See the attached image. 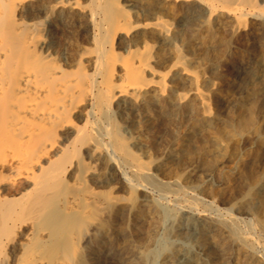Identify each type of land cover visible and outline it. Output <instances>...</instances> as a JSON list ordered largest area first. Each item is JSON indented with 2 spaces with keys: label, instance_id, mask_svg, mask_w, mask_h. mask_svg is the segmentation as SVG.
Instances as JSON below:
<instances>
[{
  "label": "bare ground",
  "instance_id": "6f19581e",
  "mask_svg": "<svg viewBox=\"0 0 264 264\" xmlns=\"http://www.w3.org/2000/svg\"><path fill=\"white\" fill-rule=\"evenodd\" d=\"M81 1L0 0V264H153L157 251L138 250L133 233L151 217L119 194L149 189L199 224L165 233L163 244L186 247L163 258L170 264H264L251 235L264 236V0ZM215 27L213 52L236 56L227 77L221 62L209 65L201 86L179 47ZM59 35L79 39L72 53ZM161 59L172 62L165 73ZM188 100L199 128L221 131L193 154L178 136L152 168L140 162L115 117L136 143L139 127L178 122ZM227 142L233 153L249 148L224 181L219 199L234 201L221 210L186 182L210 177L202 160ZM165 164L180 173L159 179ZM147 207L153 223L166 213L156 200ZM234 212L253 222L243 230Z\"/></svg>",
  "mask_w": 264,
  "mask_h": 264
},
{
  "label": "rangeland",
  "instance_id": "374dc122",
  "mask_svg": "<svg viewBox=\"0 0 264 264\" xmlns=\"http://www.w3.org/2000/svg\"><path fill=\"white\" fill-rule=\"evenodd\" d=\"M81 2H83V0ZM220 31L221 30L218 27H215L214 29L202 28L198 31L193 40H190L186 45H180L179 47L181 54L185 57L184 64L186 68L196 71L200 74L201 86L204 85V82L210 73L209 65L212 63L221 62L220 65L224 77H227L232 71L231 62L233 61V58L236 56V54L220 57L213 52L216 44L221 39ZM57 39L58 43L56 42V46L59 47V44V48H63V46L61 47V44L64 45L66 48H68L67 51L69 50V53H72L71 51L74 50L73 48H75L77 45L76 41H79V39L74 37H70L69 41L68 39H65V37H61V35L57 36ZM68 44H72V47L70 45L68 46ZM56 57L60 61L61 58L59 56ZM257 58L259 60H264V53L258 54ZM171 64L172 62L161 59V61L157 62L154 66L156 70L165 73ZM189 88V80L183 79L180 81V91L186 92ZM194 106L195 105L193 102L189 100L185 102V104L180 107V120L175 124L170 122H161L156 123L151 127H147L145 130H143L142 127H139L142 132L139 136H137V140L139 141L136 143L129 141L128 138L130 137V134L124 131L123 121L118 117H115V121L119 131L124 137L125 142L127 141L126 143L130 147L131 153L135 155V157L140 162L151 165L150 167L152 168L153 162H157L160 159L163 160L167 151L172 148H177L181 145L182 142L176 140L178 136L181 141L184 140L185 143L191 144L190 152L193 154L200 151L204 146H207L208 143H210V141L218 134V132L221 131V125H216V128H199L197 121L199 118V111L198 108ZM234 113L236 112L233 111V114ZM175 131H178V135H176V137H174ZM188 133L194 134L195 137L193 138L194 135L191 137L188 136ZM131 136H134V133L131 134ZM226 141H228L227 138ZM248 148V146H245L244 148H241L240 150L238 149L235 153H233L232 150H230L231 146L227 142L224 149L216 150L213 152V154L205 156L202 160L203 168L207 170L211 169V175L210 177L206 178L203 173H200L186 182L188 185L196 184L200 186L198 190L191 192L192 195L205 203L211 202L214 206L221 210L226 209L234 200L232 197L227 200L219 199L220 191L224 187V181L226 177H228L233 171L236 160L239 158H245ZM179 164L163 165L158 171H156L158 178L165 180L175 173L179 174ZM249 167H247L245 173L252 170V168ZM242 181L244 182L243 179L239 180L240 183ZM262 181L264 182V174L262 176ZM239 187V191H243V186L241 187V184ZM147 191L149 193H145L144 191H135L130 193L128 190H122L119 194L124 198L123 202L125 204L134 200L136 204L142 206L144 208L143 214L145 215L141 216L143 218L151 217L152 219L153 217V213L150 212L149 208L147 207L150 205L151 200H156L160 206V209L166 212L162 219L155 220L154 223L152 221L153 219L151 220L146 218L149 222L146 220L144 224L140 223V225H142L141 228L134 229L133 233L134 236L140 239L138 250L144 251L149 248L157 251L153 264H170L166 258H163L168 254L179 255V253L185 251L186 247L182 245L180 247V245H176L175 243L163 244V237L165 233H171L174 229H180V225H182L183 229H189L190 227H193L192 225H194V227L198 230L199 224L196 222V219L191 216V214H185L183 209L178 204L173 202L171 195L160 196L154 190L149 189ZM260 208L264 210V202L261 204ZM199 211H201V208L200 210H194V213ZM234 215L239 218V226L242 227L243 230L247 224H251L253 222L248 215L243 213L234 212ZM150 222H152V224H149ZM127 224V222H124L121 225L122 228L125 230L128 229ZM191 230L193 231L194 228ZM251 235H253L252 237L255 238L258 243L259 255L264 256V236L261 235L260 231L258 230L252 232ZM171 257L174 258V256H170V258ZM216 262H218V259H216ZM229 264L246 263L236 262L234 259H231Z\"/></svg>",
  "mask_w": 264,
  "mask_h": 264
}]
</instances>
